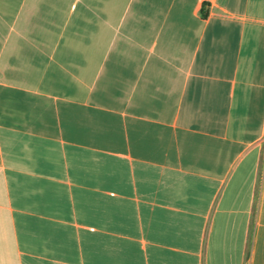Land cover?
<instances>
[{
	"label": "crops",
	"instance_id": "0c3cea01",
	"mask_svg": "<svg viewBox=\"0 0 264 264\" xmlns=\"http://www.w3.org/2000/svg\"><path fill=\"white\" fill-rule=\"evenodd\" d=\"M0 264H264V0H0Z\"/></svg>",
	"mask_w": 264,
	"mask_h": 264
},
{
	"label": "trees",
	"instance_id": "16d2710c",
	"mask_svg": "<svg viewBox=\"0 0 264 264\" xmlns=\"http://www.w3.org/2000/svg\"><path fill=\"white\" fill-rule=\"evenodd\" d=\"M207 14L205 12L202 13V17L206 18Z\"/></svg>",
	"mask_w": 264,
	"mask_h": 264
}]
</instances>
